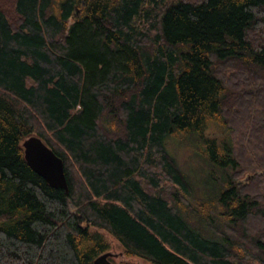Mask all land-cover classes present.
Segmentation results:
<instances>
[{"label": "trees", "instance_id": "obj_1", "mask_svg": "<svg viewBox=\"0 0 264 264\" xmlns=\"http://www.w3.org/2000/svg\"><path fill=\"white\" fill-rule=\"evenodd\" d=\"M206 129L195 195L166 140ZM107 236L141 260L117 264H264V0H0V264H94Z\"/></svg>", "mask_w": 264, "mask_h": 264}, {"label": "rangeland", "instance_id": "obj_2", "mask_svg": "<svg viewBox=\"0 0 264 264\" xmlns=\"http://www.w3.org/2000/svg\"><path fill=\"white\" fill-rule=\"evenodd\" d=\"M214 125H212L213 127ZM211 132L204 130L202 135L192 133L188 135H179L166 140L167 148L173 154L181 169L189 177L196 194H201V191L208 185L207 175L209 173V164L204 159L206 151L204 137H209ZM223 135V132H222ZM245 179V178H244ZM243 179V180H244ZM108 241L110 248L108 251L113 253L115 258H109L112 264H117L120 259H124L121 255V248L118 243L110 236ZM132 262L140 263L138 258H125ZM136 263V264H137Z\"/></svg>", "mask_w": 264, "mask_h": 264}, {"label": "water", "instance_id": "obj_3", "mask_svg": "<svg viewBox=\"0 0 264 264\" xmlns=\"http://www.w3.org/2000/svg\"><path fill=\"white\" fill-rule=\"evenodd\" d=\"M23 156L29 167L50 186L68 190L63 162L54 151L48 147L40 137L27 136L21 143ZM246 176L244 180H248ZM113 253L106 251L98 255L94 264H112L109 260Z\"/></svg>", "mask_w": 264, "mask_h": 264}]
</instances>
